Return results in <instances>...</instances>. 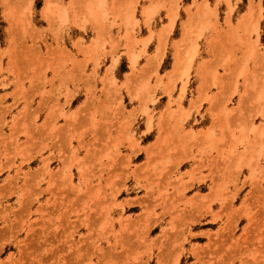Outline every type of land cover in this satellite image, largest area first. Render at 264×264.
Instances as JSON below:
<instances>
[{
	"label": "rangeland",
	"instance_id": "rangeland-1",
	"mask_svg": "<svg viewBox=\"0 0 264 264\" xmlns=\"http://www.w3.org/2000/svg\"><path fill=\"white\" fill-rule=\"evenodd\" d=\"M0 264H264V0H0Z\"/></svg>",
	"mask_w": 264,
	"mask_h": 264
},
{
	"label": "crops",
	"instance_id": "crops-1",
	"mask_svg": "<svg viewBox=\"0 0 264 264\" xmlns=\"http://www.w3.org/2000/svg\"><path fill=\"white\" fill-rule=\"evenodd\" d=\"M198 83H194V85L191 88V98H193L195 96V91H196V85ZM61 101V100H59ZM41 115V113H39ZM198 121H200V119H198ZM201 125L200 126H196L194 128L195 131H197L198 128L201 129L202 132H196L195 135L192 138V149L194 150L196 147L197 148H209L210 146L216 144H230L231 142H233V138L232 136H230L229 134H227V132H225L224 134H220L218 132V130L215 129V127L212 129L213 134H208V125H209V120L205 119V121H201ZM216 130V131H215ZM197 155V153H196ZM206 158V157H205ZM203 158L202 159V163L206 162V159ZM194 163L197 162V160L193 161ZM206 169H200L201 172L205 171ZM205 184H207V179H205L204 181ZM200 182H194L193 185H200Z\"/></svg>",
	"mask_w": 264,
	"mask_h": 264
},
{
	"label": "bare ground",
	"instance_id": "bare-ground-1",
	"mask_svg": "<svg viewBox=\"0 0 264 264\" xmlns=\"http://www.w3.org/2000/svg\"><path fill=\"white\" fill-rule=\"evenodd\" d=\"M170 19H171V20H172V19H174V18H173V15L171 16V18H170ZM171 20H170V21H171ZM172 21H173V20H172ZM173 22H174V21H173ZM24 26H25V25H24ZM186 61H187V60H186ZM17 70H18V69H17Z\"/></svg>",
	"mask_w": 264,
	"mask_h": 264
}]
</instances>
